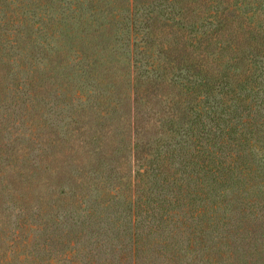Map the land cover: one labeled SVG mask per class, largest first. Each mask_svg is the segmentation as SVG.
I'll return each mask as SVG.
<instances>
[{
  "label": "trees",
  "instance_id": "obj_1",
  "mask_svg": "<svg viewBox=\"0 0 264 264\" xmlns=\"http://www.w3.org/2000/svg\"><path fill=\"white\" fill-rule=\"evenodd\" d=\"M99 85L106 89L87 102L84 93ZM49 90H62L79 113L61 137L53 126L36 130L34 118L17 130L12 150L24 166L9 176L14 169L4 170V181L26 208L42 192L39 178L30 182L34 157L26 155L34 145L48 146L37 159L43 170L59 157L58 181L73 164L86 176L89 139L108 157L123 134L138 163L128 191L169 174L190 145L207 166L224 127L242 146L264 125V0H0V108L37 116ZM85 182L75 179L73 200L83 201ZM125 198L134 202L132 193ZM4 201L0 187V208ZM4 244L0 264H11Z\"/></svg>",
  "mask_w": 264,
  "mask_h": 264
},
{
  "label": "rangeland",
  "instance_id": "obj_2",
  "mask_svg": "<svg viewBox=\"0 0 264 264\" xmlns=\"http://www.w3.org/2000/svg\"><path fill=\"white\" fill-rule=\"evenodd\" d=\"M105 89L99 85L83 93L89 102ZM68 98L62 90H49L37 116L35 109L22 116L23 107L13 113L12 104L0 108L7 141L0 149V187L6 199L0 208V240L13 244L1 245L11 264H264V125L253 136L248 134L242 146L224 127L207 166L200 156L194 157L190 145L183 161L171 164L169 174L145 178L136 191L127 190V176L138 163L123 134H118L119 152L108 157L99 152L101 142L87 138L92 158L85 164L86 176L73 164L58 181L59 157L43 170L37 159L48 146L34 145L26 156L34 157L30 182L40 179L41 199L28 208L21 205L4 181V170L14 169L9 176L24 166L22 155L13 151L17 130L30 128L34 118L36 130L48 132L53 126L57 137L63 136L79 113L78 100L73 99L71 108ZM78 176L87 180L77 187L79 196L86 195L83 201L73 200L78 197L73 195ZM126 193H132L133 203L127 202Z\"/></svg>",
  "mask_w": 264,
  "mask_h": 264
}]
</instances>
